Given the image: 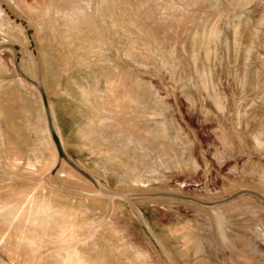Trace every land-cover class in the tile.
I'll list each match as a JSON object with an SVG mask.
<instances>
[{
	"label": "rangeland",
	"instance_id": "obj_1",
	"mask_svg": "<svg viewBox=\"0 0 264 264\" xmlns=\"http://www.w3.org/2000/svg\"><path fill=\"white\" fill-rule=\"evenodd\" d=\"M1 13L0 264H168L127 201L65 161L47 177L58 153L18 65L69 157L135 196L176 264H264L256 196L139 197H264V0H0Z\"/></svg>",
	"mask_w": 264,
	"mask_h": 264
},
{
	"label": "water",
	"instance_id": "obj_2",
	"mask_svg": "<svg viewBox=\"0 0 264 264\" xmlns=\"http://www.w3.org/2000/svg\"><path fill=\"white\" fill-rule=\"evenodd\" d=\"M18 71L19 74L21 76L22 79H24L26 82H28L29 84H32L36 87H38L40 93H41V97L43 99V103H44V108H45V112H46V118H47V124H48V129H49V133L52 137V140L55 144L57 153H58V161L56 164V167L50 172L49 175H47V177L51 176L53 178L56 179V175L59 172V170L61 169V166L63 164V161H65V163L67 165H69L74 171H76L79 175H81L82 177L86 178L88 181H90L92 184L95 185V187L104 195L110 197L111 199L113 198H122L125 201H127L135 210V212L137 213V215L139 216V218L141 219V221L143 222V224L145 225L146 229L148 230V233L150 234V236L152 237V239L154 240V242L157 244V246L160 248V250L162 251V253L164 254V256L166 257V259L168 260V262L170 264H176L174 262V260L171 258L168 250L166 249V247L164 246V244L161 242V240L158 238L157 234L154 232L153 228L150 226L149 222L146 220L144 214L141 212V210L134 204V202L132 201V199L135 197L133 195H126V194H122V193H116V192H112L106 188H104L102 186V184L96 180L93 176H91L88 172H86L82 167H80L78 164H76L67 154L64 145L62 143V140L60 138V136L58 135V132L56 130V127L54 125V121L52 118V113H51V107H50V103L46 94V90L44 88V86L41 83H36L34 81H32L30 78H28L20 69V66L18 65ZM47 177L45 178L47 180ZM57 189L66 192V193H71L74 195H81V196H86V197H90V196H95V195H91L89 192H85L82 190H78V189H73V188H68L65 187L63 185H56L55 186ZM244 194H251L256 196L257 198H259L260 200H262L264 202V197L256 192H252V191H242L239 192L238 194L229 197L226 200L223 201H219V202H215V203H205L202 201H199L197 199L191 198V197H185V196H181V195H176V194H153V195H139V197H166V198H173V199H180V200H186V201H191L194 203H197L199 205L208 207V208H214L220 205H224L228 202H231L237 198H239L240 196L244 195Z\"/></svg>",
	"mask_w": 264,
	"mask_h": 264
},
{
	"label": "bare ground",
	"instance_id": "obj_3",
	"mask_svg": "<svg viewBox=\"0 0 264 264\" xmlns=\"http://www.w3.org/2000/svg\"><path fill=\"white\" fill-rule=\"evenodd\" d=\"M0 17L3 18V20L5 19L3 13L0 14ZM88 69H89V68H88ZM94 107H95V106H94ZM58 130H59V132H60L59 127H58ZM54 162H55V161H54ZM54 162H53V163H54ZM62 165H63V164H62ZM61 167H62V166H61ZM153 230H154V229H153ZM154 232L156 233V231H154ZM156 234H157V233H156ZM157 236H158V235H157ZM158 238H159V237H158ZM159 239H160V238H159ZM161 242H162V241H161ZM162 243H163V242H162ZM163 244H164V243H163ZM164 246H165V245H164ZM165 247H166V246H165ZM159 249H160V248H159ZM166 249H167V247H166ZM167 250H168V249H167ZM168 252H169V250H168ZM169 254H170V252H169ZM163 255H164V254H163ZM170 256H171V254H170ZM171 258H172V256H171ZM165 259H166V257H165ZM172 259H173V258H172ZM166 260H167V259H166ZM173 260H174V259H173ZM167 262H168V260H167ZM174 262H175V260H174ZM175 263H176V262H175ZM168 264H170V263L168 262Z\"/></svg>",
	"mask_w": 264,
	"mask_h": 264
},
{
	"label": "crops",
	"instance_id": "obj_4",
	"mask_svg": "<svg viewBox=\"0 0 264 264\" xmlns=\"http://www.w3.org/2000/svg\"><path fill=\"white\" fill-rule=\"evenodd\" d=\"M90 182V181H89ZM76 235H78V236H80V234H79V231H78V233H77V231H76ZM83 235V234H82ZM87 236H90V233H88L87 234ZM162 241V240H161ZM171 254V253H170ZM172 256V255H171ZM173 258V257H172ZM176 262V261H175Z\"/></svg>",
	"mask_w": 264,
	"mask_h": 264
},
{
	"label": "flooded vegetation",
	"instance_id": "obj_5",
	"mask_svg": "<svg viewBox=\"0 0 264 264\" xmlns=\"http://www.w3.org/2000/svg\"><path fill=\"white\" fill-rule=\"evenodd\" d=\"M168 249V248H167ZM170 252V251H169Z\"/></svg>",
	"mask_w": 264,
	"mask_h": 264
}]
</instances>
